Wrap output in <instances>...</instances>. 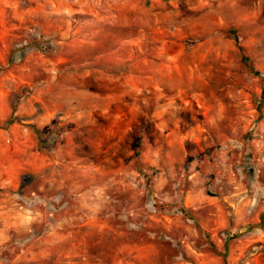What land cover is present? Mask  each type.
I'll use <instances>...</instances> for the list:
<instances>
[{"label":"rangeland","instance_id":"obj_1","mask_svg":"<svg viewBox=\"0 0 264 264\" xmlns=\"http://www.w3.org/2000/svg\"><path fill=\"white\" fill-rule=\"evenodd\" d=\"M262 214L264 0H0V264H264Z\"/></svg>","mask_w":264,"mask_h":264},{"label":"trees","instance_id":"obj_2","mask_svg":"<svg viewBox=\"0 0 264 264\" xmlns=\"http://www.w3.org/2000/svg\"><path fill=\"white\" fill-rule=\"evenodd\" d=\"M243 62H244L246 65H249V64H248V60H247L246 57H243ZM249 67H250V69H253V68H251L250 65H249ZM263 224H264V214H262V216H261V222H260V224L258 225V227H259V228H263Z\"/></svg>","mask_w":264,"mask_h":264}]
</instances>
